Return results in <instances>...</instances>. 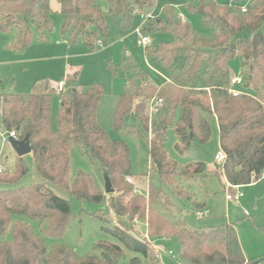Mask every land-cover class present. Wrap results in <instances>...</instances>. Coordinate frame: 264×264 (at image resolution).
<instances>
[{
    "label": "trees",
    "instance_id": "16d2710c",
    "mask_svg": "<svg viewBox=\"0 0 264 264\" xmlns=\"http://www.w3.org/2000/svg\"><path fill=\"white\" fill-rule=\"evenodd\" d=\"M57 1L63 15L62 37L70 47L81 41L89 50L110 39L108 15L127 30L137 15L150 14L147 10L155 5V0H107L109 8L104 11L99 0ZM244 2L199 0L186 4L189 13L200 15L206 32L184 21L172 5L145 21L143 32L153 38L145 53L160 64L169 80L155 83L131 56L109 65L114 74L125 78L112 114L114 127L125 132L134 128L148 136L152 170L161 187L174 186L182 177L206 174L203 161L178 164L169 156L166 143L170 128L178 137L175 147L181 153L195 141H208L211 124L207 114L217 119L220 148L227 155L220 173L226 181L245 186L264 175V0H249L246 12L241 10ZM51 14V0H0V32L14 28L17 32L16 40L5 47L24 50L34 39L46 40L54 29ZM245 30L250 35L241 37ZM157 34L172 38L155 41ZM178 57L184 58L180 67L174 65ZM236 57L242 62L239 86L251 90L250 94L230 91L234 86L230 63ZM58 92L47 79L36 83L28 94L0 93L2 129L6 134L15 131L18 139L29 136L37 171L44 179L38 184L0 189V264H121L126 251L135 254L129 264H164L154 255L150 258L148 242L132 238L124 228L108 230L120 244L100 240L95 251L80 256L62 242L71 215L70 201L56 195L48 182L80 200L101 203L106 199L117 217L145 219L148 211L150 236L176 238L185 264H264V255L246 258L233 223L191 229L155 210L160 189L152 182L149 202L134 194L130 147L123 139H113L98 120L104 95L101 86L79 90L74 80H68L66 90L59 92L55 127L53 97ZM152 100H161L155 113L150 112ZM129 115L136 123L133 128L125 122ZM73 144L86 148L110 177L116 194L107 198L85 172L71 176ZM1 163L5 170L0 172V184H14L28 172L24 157L17 154L10 161L3 153ZM206 204H194L195 210ZM261 230L264 233V226ZM48 238L53 239L51 244Z\"/></svg>",
    "mask_w": 264,
    "mask_h": 264
},
{
    "label": "rangeland",
    "instance_id": "374dc122",
    "mask_svg": "<svg viewBox=\"0 0 264 264\" xmlns=\"http://www.w3.org/2000/svg\"><path fill=\"white\" fill-rule=\"evenodd\" d=\"M198 1L155 0L154 7L148 9L147 12L157 16L162 14L164 6L172 5L176 7L184 21L190 22L199 32H206L200 15L189 13L186 10V4H195ZM220 1L230 2V0ZM247 2L248 0H245L244 3ZM99 3L104 11H108L107 0H99ZM51 7L54 29L44 41L34 39L27 49L8 50L5 45L16 40V29L6 33L0 32V93L28 94L36 83L48 79L54 84L67 77H69L70 82L74 80V86L79 90H85L92 85L101 86L104 95L98 110V120L113 139H123L130 147L133 174L131 180L135 184L134 194L145 197V200L149 202L148 186L152 182L156 188L160 189L158 203L154 205V208L166 215L168 220L179 222L191 229H210L212 226L228 220L230 223H235L247 257L264 255V233L261 230V227L264 226V181L255 185L244 186L241 189L244 193L241 201L232 200L229 202L226 200V194L235 190L224 183L220 173L221 165L216 166L215 156L221 148L218 123L214 115L207 114L211 124V136L208 141L205 143L195 141L182 153L175 147L178 137L174 129L170 128L166 143L169 156L180 165L198 161H203L206 164V174L179 178L174 186L165 185L161 187L159 177L152 170L148 136H142L134 130L132 126L136 123L132 115H129L125 120L126 124L129 125L128 128H133L131 132L115 129L112 114L119 95L123 91L125 78L122 74H114L109 65H118L123 58L131 56L155 83L163 82L167 75L159 63L148 59L145 48L137 43L135 31L144 24V17L137 15L131 28L124 30L117 19L108 15L111 28L110 39L104 44L99 43L95 50H89L81 41L73 47L65 42L61 34L63 15L58 1L51 0ZM249 35L248 30L240 33L241 37H248ZM171 38L170 34L154 36L155 41L170 40ZM183 61V57H178L174 65L180 67ZM230 65L233 76L240 77L242 72L241 59L236 57ZM75 73H77L76 77H74ZM236 88L248 94L252 92L243 86ZM60 101V93L58 92L53 97V124L55 127L57 126ZM2 135H5V132L0 120V147L3 143ZM3 153L4 157L8 156L10 161H13L16 155L10 144L5 145ZM23 157L28 166V172L14 184H0V189L44 182L37 171L32 153ZM80 171L91 175L107 198L111 194H116V191L114 193L106 192L105 174L101 167L86 153V148L81 144H73L71 147L70 174L73 176ZM11 173L14 174L15 169L11 168ZM47 185L56 195L70 201L71 215L62 242L75 248L80 256L95 251V246L100 240L120 244L108 233V230L114 228L127 229L128 235L132 238H135L131 235L132 231L141 236L146 234L150 236L148 211L145 219H140L137 216L133 219L117 217L110 209L106 199L101 203L80 200L50 182ZM204 201L207 202L204 207L206 209L208 207L210 214L199 218L196 215L197 210H195L194 204L201 205ZM29 221L38 225V221ZM47 241L51 244L53 239L48 238ZM148 243H150V258L153 255L155 257L154 250L162 249L161 261L164 264H185L180 258L181 245L176 238L164 236L154 239L150 236ZM169 250L173 251L172 256L168 255ZM134 256L135 254L126 251V259L121 264H129L130 259Z\"/></svg>",
    "mask_w": 264,
    "mask_h": 264
},
{
    "label": "built area",
    "instance_id": "2783aa9c",
    "mask_svg": "<svg viewBox=\"0 0 264 264\" xmlns=\"http://www.w3.org/2000/svg\"><path fill=\"white\" fill-rule=\"evenodd\" d=\"M247 4H248V2L247 3H243L241 5V10L243 12L247 11ZM142 17H144V23H145V21L149 17H153V15L150 13V14H147V15H143ZM143 27H144V24H142L140 27H138L135 32L137 34V43L140 46H142V47H144L146 49L149 45H151L153 43V38L150 35H147V34H145L143 32ZM66 82H67L66 79H63V80H60V81L57 82V90L59 92H62L64 90H66V88H67ZM232 83H233L234 86H233V88H231L230 91L232 93H234L235 95L241 93V91L238 90L235 87V85L242 84V78L241 77H233ZM160 103H161V100H158V101L157 100H152L151 103H150V112L151 113H155L157 111V108H158ZM10 137L17 138L16 132L12 131L9 134L5 133V135H2L3 143H2V145L0 147V172H3L5 170V166L1 163V157H2L3 149H4L5 145L10 144V142H9V138ZM226 157H227L226 153L221 149L220 152H218L216 154L215 160H216V162L218 164L223 165L225 160H226ZM227 185H228V187H232L235 191L226 194V199L227 200L239 201L244 195L243 191L241 190L242 186L241 185H232L229 182H227ZM209 214H210V210L208 208L196 211V215L199 218L206 217ZM131 235H133L136 239L144 241V242H148L150 240V236L148 234L141 236L137 232L132 231ZM149 245H150V243H149ZM162 251H163L162 249L154 250L156 259L162 260ZM168 255L172 256L173 255V251L169 250L168 251Z\"/></svg>",
    "mask_w": 264,
    "mask_h": 264
},
{
    "label": "water",
    "instance_id": "95a60500",
    "mask_svg": "<svg viewBox=\"0 0 264 264\" xmlns=\"http://www.w3.org/2000/svg\"><path fill=\"white\" fill-rule=\"evenodd\" d=\"M9 142L15 153L20 157L32 153L29 136H26L24 139L10 137ZM105 190L107 193L115 192L111 179L108 175H105ZM263 259L264 258H262V260Z\"/></svg>",
    "mask_w": 264,
    "mask_h": 264
},
{
    "label": "crops",
    "instance_id": "0c3cea01",
    "mask_svg": "<svg viewBox=\"0 0 264 264\" xmlns=\"http://www.w3.org/2000/svg\"><path fill=\"white\" fill-rule=\"evenodd\" d=\"M65 42L67 43V41L65 40ZM101 44H104V43H101ZM241 77V76H240ZM68 80H69V77H67L66 78V86H67V83H68ZM165 80H169V77H168V73H167V75H166V77H165ZM162 83V82H161ZM239 85H241V84H239ZM239 85H235V87H237V86H239ZM202 86V84H200V87ZM54 87L56 88V90H57V83H54ZM216 118V117H215ZM219 131V130H218ZM223 179H224V183H227V181H226V179L223 177ZM261 181H264V175L259 179V180H257V181H254L253 183H251V184H249V185H255L256 183H259V182H261ZM249 185H245V186H249ZM244 186H242V188H243ZM243 197H244V195H243ZM242 197V198H243ZM242 198L239 200V201H241L242 200ZM227 200V199H226ZM227 201H229V202H231L232 200H227ZM208 208V207H207ZM227 222L228 223H230V221H228L227 220ZM232 223V222H231ZM234 225H235V223H233ZM235 227H236V225H235ZM237 229V228H236ZM237 232H238V230H237ZM238 237H239V233H238ZM239 241H240V238H239ZM241 243V242H240ZM242 246V245H241ZM242 249H243V247H242ZM243 252H244V250H243ZM244 254H245V252H244ZM245 256H246V254H245ZM258 256H260V255H258ZM258 256H255V257H258ZM246 258L247 259H251V258H254V257H247L246 256Z\"/></svg>",
    "mask_w": 264,
    "mask_h": 264
}]
</instances>
